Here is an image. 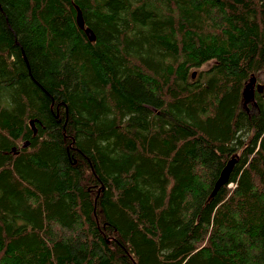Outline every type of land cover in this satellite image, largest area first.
Listing matches in <instances>:
<instances>
[{
    "label": "trees",
    "instance_id": "trees-1",
    "mask_svg": "<svg viewBox=\"0 0 264 264\" xmlns=\"http://www.w3.org/2000/svg\"><path fill=\"white\" fill-rule=\"evenodd\" d=\"M0 264H264V0H0Z\"/></svg>",
    "mask_w": 264,
    "mask_h": 264
},
{
    "label": "water",
    "instance_id": "water-1",
    "mask_svg": "<svg viewBox=\"0 0 264 264\" xmlns=\"http://www.w3.org/2000/svg\"><path fill=\"white\" fill-rule=\"evenodd\" d=\"M77 23L79 25V27L81 29H84L85 30V33L86 35L88 36V38L91 40V41H94L96 39L93 31L90 29V28H85V23H84V20L82 18V14H81V11L78 12V17H77ZM196 76V73L193 74V77ZM257 85V81L255 79L254 76H252V78L250 79V81L248 82V84L246 85L245 89H244V100L246 102H249L250 100H252L254 98V90H252L254 88V86ZM258 90H261L262 86L261 85H258L257 86ZM32 126L33 125V122H32ZM235 160H231L228 162L227 166L225 167V169L223 170L220 178L218 179L217 183H216V186H215V191H218L223 185H225L228 180H229V177H230V174L233 170V167L235 165Z\"/></svg>",
    "mask_w": 264,
    "mask_h": 264
},
{
    "label": "rangeland",
    "instance_id": "rangeland-1",
    "mask_svg": "<svg viewBox=\"0 0 264 264\" xmlns=\"http://www.w3.org/2000/svg\"><path fill=\"white\" fill-rule=\"evenodd\" d=\"M197 71H199V69H196ZM195 78V77H194ZM257 86H258V84L256 85V86H254V88L252 89V90H255V88L257 89ZM247 104V103H246Z\"/></svg>",
    "mask_w": 264,
    "mask_h": 264
},
{
    "label": "bare ground",
    "instance_id": "bare-ground-1",
    "mask_svg": "<svg viewBox=\"0 0 264 264\" xmlns=\"http://www.w3.org/2000/svg\"><path fill=\"white\" fill-rule=\"evenodd\" d=\"M76 10H77V9H76ZM243 98H244V95H243ZM246 103H247V102L244 100V104H245V105H246Z\"/></svg>",
    "mask_w": 264,
    "mask_h": 264
}]
</instances>
